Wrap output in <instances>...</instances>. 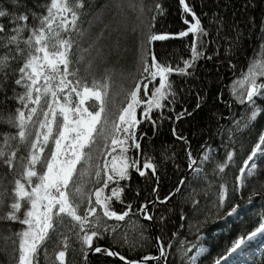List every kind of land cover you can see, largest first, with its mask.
I'll return each instance as SVG.
<instances>
[{"label": "snow or ice", "instance_id": "obj_1", "mask_svg": "<svg viewBox=\"0 0 264 264\" xmlns=\"http://www.w3.org/2000/svg\"><path fill=\"white\" fill-rule=\"evenodd\" d=\"M91 7V0H0V105L11 109L7 127L0 129V165L15 173L11 188L0 185V220L21 226L14 233L15 264H39L41 250L49 264V244L63 249L54 251L50 264H66L70 246L83 264H94V256L95 264L107 258L122 264H169L173 251L180 254L182 264H198L208 248L189 247L186 239L174 245L171 238L155 232L148 237L143 224L138 225V240L132 241L122 228L133 218L137 223L154 222L157 205L167 206L182 189L206 177L205 166L220 153L213 174H223L231 166L239 174L231 195L226 182L219 184L215 216L225 221L240 217V205L232 203L233 197L242 193L249 177L264 170V124H260L264 120V0H242L238 11L233 10L234 0H211V5L209 0H175L185 26L178 33L155 28L157 17L168 11L163 0L150 6L144 0H115L113 18L120 19L113 25L98 17L95 33V24L83 27L82 18ZM126 8L137 13L131 26ZM256 8L258 17L249 14ZM254 35L258 46L249 44L253 54L246 71L242 69L231 85L217 75L216 99L227 114L213 113L214 131L210 124L185 134L180 123L194 117L209 99L207 92L203 96L197 92L195 106L191 111L187 107L193 91L188 80L199 79L200 62L210 61L217 73L224 68L236 76L233 60L239 59ZM190 36L188 58L179 62L158 58L156 42ZM257 51L260 59L255 58ZM129 53L135 54L134 73L127 71ZM117 64L121 79L131 83L113 94ZM225 89L229 100L224 99ZM121 94L124 98L116 106L115 98ZM234 105L243 111H234ZM165 121L174 140L184 145L191 177L186 173L161 198L160 167L144 151L142 142L152 137L142 126H151L154 137ZM205 131L209 139L202 140ZM193 139L201 141L195 149ZM240 154L244 158L238 164ZM133 173L143 178L142 186L133 183ZM193 193L198 194L195 189ZM259 195L253 192L247 203ZM192 205V214H198L200 201L193 198ZM158 219L163 231L167 218L161 214ZM206 222L207 216L196 227L197 233ZM253 223L251 230L242 225L210 264H232L234 255L264 238V210L254 214ZM192 227L189 224V231ZM177 235L171 233L172 238ZM196 238L202 240L199 234ZM150 246L156 254L144 251ZM125 247L136 255L122 254ZM193 249L195 254L189 256Z\"/></svg>", "mask_w": 264, "mask_h": 264}, {"label": "trees", "instance_id": "obj_2", "mask_svg": "<svg viewBox=\"0 0 264 264\" xmlns=\"http://www.w3.org/2000/svg\"><path fill=\"white\" fill-rule=\"evenodd\" d=\"M158 2V0H144L146 6H150ZM165 7L167 8V14L158 16L155 24V28L160 33H178L181 30H184V25L182 23V17L176 11L175 0H163ZM115 0H91V12L89 15L84 16L83 27L85 29L89 28V23L96 25L92 29L93 33L97 30L100 25L97 22L98 17H102L105 23L115 24L116 21L120 19L119 16L113 18V13L115 9L113 7ZM211 5V0H209ZM223 3V0H221ZM242 0H234V11H238ZM207 10V9H205ZM128 17V23L131 26L132 23L136 22V15L127 8L125 9ZM199 11V9H198ZM249 14L259 16V8L249 9ZM192 37H187L184 39H169L164 42H156L154 45L155 51L158 58H166L170 62H179L180 58H188L189 51L186 48V45L191 43ZM103 43H107L104 41ZM249 44L253 46H258V42L255 39V35L251 41L245 43V51L239 55V59H234L233 62L237 65V75L233 76V73L228 70L221 68L219 73L212 62L201 61L199 66V71L197 76L199 79H190L188 84L192 86L193 91L188 99L187 107L189 111L195 106L197 101L196 93L199 92L201 96L205 92L208 93L209 99L204 104L202 109L194 114V117L189 118L180 123V128L188 134L190 132H195L197 129H207L211 124L213 126V131L215 129V117L213 113H216L217 116L221 114H227V109L224 108V105L217 102V95L220 88V83L217 80V75L224 78V83L231 85L233 79L239 78V72L243 69L246 71V65L248 58L253 54V48L249 47ZM211 55V52L208 53ZM256 59L261 58V54L257 51ZM135 59L134 53H129L126 67L128 72H135L133 61ZM115 62V58H113ZM118 74L114 77V83L112 85V93L119 91L121 85L127 87L131 81L122 80L119 75L120 65L117 64ZM179 81L180 78L173 77ZM182 83V81H181ZM123 95H119L115 98L116 106H119L123 100ZM224 99H231L227 89L224 91ZM88 103H92L89 101ZM234 111L242 112L243 109L239 105H234ZM11 114L10 107H5L0 105V129L7 127V119ZM259 119V118H258ZM224 121L222 120L221 123ZM260 124H264V120L260 121ZM148 133L149 137H152L149 142L147 139L142 142L144 144V151L148 156H152L156 159L160 167V195L161 198L168 192L174 189V186L177 185L178 181L187 173L189 178L191 177V172L187 169L186 163L187 158L184 151V145L177 143L171 135L170 124L165 121L163 126L159 129L157 134L153 137V129L149 125L142 126ZM259 127V125H257ZM210 133L205 131L202 140L209 139ZM254 135V134H253ZM219 140V138H215ZM196 139L192 140L193 148H197L199 143ZM215 147V145H213ZM237 149L239 151V143L237 144ZM131 155V153H130ZM167 155L173 157L174 159L164 160L163 157ZM195 155V151H194ZM220 155L217 154L215 160L205 166L206 177L201 176L200 180L196 183H193L191 186L182 189V194H177L173 200L167 205H157L155 210V215L157 219L152 224L155 223V232L157 235L163 236L164 239H172V243L175 245L178 240H187L189 243L187 246L191 247V244L201 245L209 249L208 253H205L203 258L198 260V264H210L212 258L225 246L226 241H230L236 235L240 233L242 225H247L246 230H251L254 227L253 217L254 214L259 213L264 210L261 208V205H264V200L261 199V196H264V170H258L256 174L247 179V186L243 189L240 195L234 196L232 199L233 204L240 205V217H229L227 221L220 219L215 216L216 208L213 206V202L216 200L219 184L223 181L226 182L231 195V189L234 186L235 176L238 175L237 167L231 166L229 169L225 170L223 174H213V169L215 168L216 163L220 162ZM243 155L240 154L237 157V163H242ZM178 165V167H177ZM15 173L8 172V170L0 165V185L3 187L11 188L12 177ZM88 177H85L87 181ZM133 183L138 185H143V178H140L138 175L133 173ZM186 181V185H187ZM195 189V193H193ZM253 192L260 193L259 196H253V203L248 204L247 199L249 195ZM241 196L243 198H241ZM200 201V211L198 214H192V199ZM163 214L167 218V224L163 231H161L159 226V216ZM0 215H3V212H0ZM181 215H185V219L181 220ZM207 216V222L202 223V226L199 228V233L196 231V227L205 221ZM258 219V216L256 217ZM143 224L146 229L144 235L151 237L152 230L149 222H144L142 219L137 223L135 218L132 222L124 225L122 232L127 233V238L132 241H136L139 238L138 225ZM189 224L193 225L191 231H189ZM183 225V227H181ZM21 226L19 224H14L4 220H0V264H15L13 257L18 255L14 251L18 247L17 244H14L13 241L16 240L14 235L15 232L19 231ZM178 232L179 235L172 238L171 233ZM202 236V240H197V235ZM63 250L62 247H56L53 244H49L47 251L49 255V264L53 258L54 251ZM122 254L127 253L129 256L136 255L135 251L129 252L128 249L122 248ZM144 251L150 252L151 254H156L155 248L150 246ZM195 249L188 255H194ZM94 264L96 262V257H92ZM39 264H45L44 253L41 250ZM58 264V262H56ZM66 264H83L82 258L79 252H73L71 246L69 247L68 252L66 253ZM100 264H122L118 259L107 258L105 261H101ZM169 264H182L180 259V254L176 251H173V254L169 257ZM232 264H264V238L257 239L255 242L250 243L247 247L243 249L239 254L234 255L232 258Z\"/></svg>", "mask_w": 264, "mask_h": 264}, {"label": "water", "instance_id": "obj_3", "mask_svg": "<svg viewBox=\"0 0 264 264\" xmlns=\"http://www.w3.org/2000/svg\"><path fill=\"white\" fill-rule=\"evenodd\" d=\"M151 230H152V233L155 232V230H154V228L152 227V225H151Z\"/></svg>", "mask_w": 264, "mask_h": 264}, {"label": "rangeland", "instance_id": "obj_4", "mask_svg": "<svg viewBox=\"0 0 264 264\" xmlns=\"http://www.w3.org/2000/svg\"><path fill=\"white\" fill-rule=\"evenodd\" d=\"M152 223H150V227H151ZM156 233V232H155ZM153 234V233H152Z\"/></svg>", "mask_w": 264, "mask_h": 264}]
</instances>
